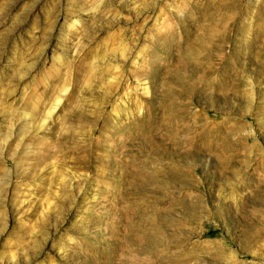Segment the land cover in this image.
I'll list each match as a JSON object with an SVG mask.
<instances>
[{
    "label": "rangeland",
    "instance_id": "rangeland-1",
    "mask_svg": "<svg viewBox=\"0 0 264 264\" xmlns=\"http://www.w3.org/2000/svg\"><path fill=\"white\" fill-rule=\"evenodd\" d=\"M0 264H264V0H0Z\"/></svg>",
    "mask_w": 264,
    "mask_h": 264
}]
</instances>
